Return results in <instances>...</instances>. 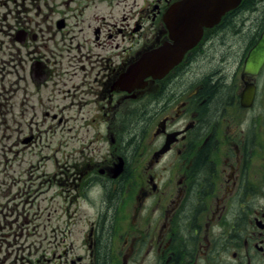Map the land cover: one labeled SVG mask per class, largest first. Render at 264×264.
<instances>
[{
  "label": "flooded vegetation",
  "instance_id": "af4514ba",
  "mask_svg": "<svg viewBox=\"0 0 264 264\" xmlns=\"http://www.w3.org/2000/svg\"><path fill=\"white\" fill-rule=\"evenodd\" d=\"M51 1L34 0L38 11L26 9L27 26L0 38V89L6 85L20 101L24 81L38 94L51 79L53 55L71 51L58 68L76 81L61 82L63 91L51 87L47 99L63 103L43 115L51 132L73 133L54 195L64 204L80 200L91 213L84 216L80 253L67 243L68 228L50 227L51 239L46 232L36 237V210L8 219L0 202V264H264V60L244 71L263 34L264 0H240L222 13L208 6L214 0H59L54 18ZM228 36L240 41L232 45ZM181 43L191 46L160 76L130 91L115 88L143 53L174 52ZM208 85L220 89L213 110ZM79 91L92 99H75ZM72 108L80 123L66 130L63 115ZM94 140L107 141L103 153L88 150ZM94 186L99 195L92 199ZM20 191L17 183L7 194ZM14 204L26 208L38 198ZM23 234L32 237L26 248ZM44 240L50 245L39 248Z\"/></svg>",
  "mask_w": 264,
  "mask_h": 264
},
{
  "label": "rangeland",
  "instance_id": "374dc122",
  "mask_svg": "<svg viewBox=\"0 0 264 264\" xmlns=\"http://www.w3.org/2000/svg\"><path fill=\"white\" fill-rule=\"evenodd\" d=\"M33 1L34 0H10L6 5L0 4V38H4L5 34L12 28H15L17 24L27 26L26 9H30L27 11L28 13L33 11L31 10L32 8L38 11L39 3L35 2L32 4ZM58 1L59 0H52L51 3H49L51 6L50 16L52 18L58 16L57 11L54 10V4ZM40 8L43 10V7ZM52 40L53 38H51L49 42H52ZM70 54L71 51L64 53L63 50L60 51L58 49L54 56L56 63L52 61V58L51 64L47 63L51 79H47L49 81H45V83L40 86L38 94L32 95L30 93L32 86L27 83L25 85L24 81L20 82V101L11 98L10 95L13 93H9V89L6 90V85L3 90L0 89V162L2 163L3 159L6 163L4 169H2V166L0 167V195L3 194L0 196V202L4 201L6 203L8 199H11L8 204L4 203L1 212V215L6 214V218L8 219L11 217H18V220L21 219L24 213L23 211L29 213V217H31L32 212H28V210H36L39 215L34 220L35 222H39V234L37 233L36 237H42L44 232H46L48 235L47 238L51 239L49 235L50 227H56L62 230L68 228L70 234L67 237V243L69 240L72 241L71 245L68 244L69 247H71L74 252L82 253V250L79 248V235L84 226V216H88L91 213V210L87 209L82 201L79 200L75 203L68 204V209L63 213L64 202L61 196H55L50 200H41L39 197L47 196L50 198L49 194L53 189H60V186L55 182H52L51 188L49 189L50 192H38L36 195L38 204L32 206L26 204V208H24L23 205H15L14 203L17 202L19 198H33L35 193L29 195V193H24L23 190H21L20 195L16 194L13 196L14 194L12 193L7 194L17 186V183L21 185L22 181H24L25 184L33 186L38 179L34 176L35 174L53 173L56 178H59L63 160L65 157L68 158V156H66L67 154L72 153L73 145L70 134L73 133L69 132L70 130L67 131V133H61L59 131L51 132L52 127H48L47 125L51 122V119L43 115L46 109L52 111V105H61L63 103V100L58 99V97H56L55 100L51 99V101L47 99V93L51 90V87L53 86L57 91H63L64 86H62L61 82H65L67 86H70L76 81L73 78L74 75H62L58 68L59 66L65 65V61L68 60ZM75 58H72V61H74ZM69 68L72 70V67ZM51 80L55 82L51 83ZM55 90L52 91L55 92ZM40 93L42 95H39ZM88 97L89 95H86L85 92L79 91L75 99H81L82 101L92 99ZM39 103L41 107H38ZM89 105L92 104L83 107L85 108ZM79 117V115L74 113L73 108L69 110L66 109L63 115L62 127L68 130V128L71 129L74 124L79 125ZM26 127H31V132H27ZM138 128L139 126L137 124L136 129L138 130ZM28 136L32 137L31 141L23 145L19 140ZM105 146H107V141L103 143L94 141L91 148L88 150H94V152H96L99 148V152L103 153ZM74 156L75 155L72 157ZM72 157L70 156L69 160ZM89 195L92 199H95L97 195H99L98 189L94 186ZM43 226H45V229H43ZM25 238L24 234L21 235L19 242L26 248L27 243L32 237L30 235L26 239ZM49 245V240H44L39 248L48 247ZM25 248L21 249L20 253H23Z\"/></svg>",
  "mask_w": 264,
  "mask_h": 264
},
{
  "label": "water",
  "instance_id": "95a60500",
  "mask_svg": "<svg viewBox=\"0 0 264 264\" xmlns=\"http://www.w3.org/2000/svg\"><path fill=\"white\" fill-rule=\"evenodd\" d=\"M223 1V0H222ZM227 2V4L225 6H227L228 4L234 2L235 0H225ZM262 40L261 41V45L264 46V35L262 36ZM256 52L253 51L250 55L253 56V54ZM263 54H264V50H263ZM248 65H252L251 64V60L247 61ZM155 69L152 66H148L145 62H143L141 59L139 61H137L136 63H134L130 68L128 73L126 74V80L127 82H125L124 84H134L137 83L139 80H141L142 76L147 74V73H151L154 72ZM125 78H123L122 80L124 81ZM122 81V82H123ZM130 81V83H128Z\"/></svg>",
  "mask_w": 264,
  "mask_h": 264
},
{
  "label": "trees",
  "instance_id": "16d2710c",
  "mask_svg": "<svg viewBox=\"0 0 264 264\" xmlns=\"http://www.w3.org/2000/svg\"><path fill=\"white\" fill-rule=\"evenodd\" d=\"M227 41H229L232 45H235L236 43H238V41H240L239 37L238 36H228L227 38ZM205 88L210 92V93H214V99L213 101H211L210 103V106H209V110H213L215 108H218V105H219V99L218 97L220 96L219 95V90L218 91L216 90V87L214 85H208L207 87L205 86ZM210 116V113L208 111L207 113V117ZM206 156V151L205 150H201L200 153L198 154L197 156V162H200L199 163V166L201 167L203 165V160Z\"/></svg>",
  "mask_w": 264,
  "mask_h": 264
}]
</instances>
